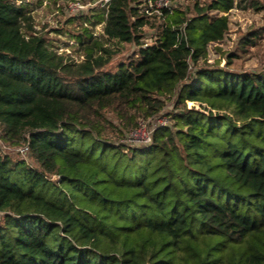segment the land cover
Masks as SVG:
<instances>
[{
	"label": "trees",
	"instance_id": "obj_1",
	"mask_svg": "<svg viewBox=\"0 0 264 264\" xmlns=\"http://www.w3.org/2000/svg\"><path fill=\"white\" fill-rule=\"evenodd\" d=\"M234 3L161 7L149 43L147 16L110 0L102 34L139 47L111 69L87 28L75 61L0 0L1 136L32 161L0 150V264H264V72L199 63ZM166 100L150 143L108 136V111L136 127Z\"/></svg>",
	"mask_w": 264,
	"mask_h": 264
},
{
	"label": "rangeland",
	"instance_id": "obj_2",
	"mask_svg": "<svg viewBox=\"0 0 264 264\" xmlns=\"http://www.w3.org/2000/svg\"><path fill=\"white\" fill-rule=\"evenodd\" d=\"M200 4L211 0H197ZM22 3L26 11L32 15L34 32L45 37L46 44L50 48L68 55L75 61L83 58V48L78 36L85 40V28L93 37H98L104 45H107L115 53L108 64V68H115L119 61H127L134 57L138 45L132 42L116 43L107 40L102 34L104 21L100 20L98 13L103 11L104 0H16ZM232 7L226 15L228 17V30L222 40L212 42L208 46V53L200 64L218 65L219 67L243 72H264V0H234ZM195 0H130V4L137 6L141 14H145L149 23L141 29L144 42H153L158 25L164 21L161 7L180 8L188 15L194 8ZM167 7V8H168ZM217 14L210 12V16ZM254 32L253 39H248ZM192 68L194 67L193 64ZM188 105L193 102L188 101ZM173 109L171 101L166 100L163 107L148 118L147 126L153 128L160 121L165 125H172L170 111ZM111 118V126L108 136L112 140L126 145L141 143V134L135 133V127H126L121 124L111 111L107 112ZM2 126L0 125V150L11 156L23 158L32 163L29 153L18 151L19 144L11 143L2 138ZM57 177L52 176L55 180Z\"/></svg>",
	"mask_w": 264,
	"mask_h": 264
},
{
	"label": "built area",
	"instance_id": "obj_3",
	"mask_svg": "<svg viewBox=\"0 0 264 264\" xmlns=\"http://www.w3.org/2000/svg\"><path fill=\"white\" fill-rule=\"evenodd\" d=\"M110 0H104V5L106 3H108ZM168 7V6H166ZM170 8V7H168ZM165 123L163 121H160L156 126L158 125H164ZM155 126V127H156ZM151 128L149 126H147V121H144V120H140L139 121V124L137 126V128L135 129V133H139L141 134V143L139 144H148L151 142V139H152V133H153V130L154 128ZM18 151H20L21 153H26L28 151V146L27 144H22L18 147Z\"/></svg>",
	"mask_w": 264,
	"mask_h": 264
}]
</instances>
